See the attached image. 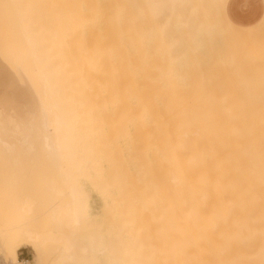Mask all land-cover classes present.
I'll list each match as a JSON object with an SVG mask.
<instances>
[{"label":"bare ground","instance_id":"bare-ground-1","mask_svg":"<svg viewBox=\"0 0 264 264\" xmlns=\"http://www.w3.org/2000/svg\"><path fill=\"white\" fill-rule=\"evenodd\" d=\"M16 2L14 0H1L0 5L5 10H17L21 14V12H24V5L23 7L17 6ZM15 7L18 8L16 9ZM20 7L22 10H19ZM15 13L16 12H14V14ZM27 16L25 14L23 16L24 18L20 17L18 19L19 21H17L18 35L22 41L21 45L26 54V61L31 67L30 70L34 76V82L37 85L38 92L36 93H38V99L35 97L37 99V101L35 100V102H37L35 107L34 104H30L34 109L31 108L32 110L30 109V111L25 109V111L23 108L24 113L20 111L22 114H19L24 116L25 113L27 114L30 112L29 116H32H30L31 119L29 121H27L28 118H25L28 123L24 121V119L23 121L24 123L26 122L25 129L27 130L24 134L32 136V138L31 136L29 137V140L31 138L30 141H33L31 142L32 145H30L33 146V149L31 147V152L33 153V156H35V163H37L39 168L36 184L39 185V188L43 187V185L44 187L45 185H50L49 190H51V195L49 196H51V198L49 197V200H54L55 202L53 201L50 203L44 201L46 197H48L44 196L45 199H42L43 202L37 209L36 213L29 214L31 210V205L29 203L30 198L27 196H19L20 199L17 201V203L19 202L18 206L15 202V206L11 205L13 202L10 205L14 208H16V206L18 208L22 207V210L21 208L15 209V211H17V209L19 212L21 211L20 213L18 211L17 214L13 213L14 209L12 207L11 210L10 208L9 210L4 209V206L0 208L2 215L0 216V264H122L118 259L119 257L115 255L119 252L120 260L125 264H128V261L123 260L126 259V256L130 257L128 259L129 264H140L141 262H145L144 257L146 258V256H142V254L147 253L148 250L144 248L148 246H146V243H149L144 241V236H141L143 234L141 231L145 232V230H142L138 224L139 220L137 213L143 215L141 217L142 221H146L147 219L145 218L152 219L149 216V211H147V209L150 210L152 208L150 207L149 209V207L146 206L148 203L151 205L155 203L157 206L156 209L159 208L158 210H160V213L156 210L160 214L158 216L159 219L154 217V220L159 221V224L158 221L156 222L157 225L155 224L157 227L159 225L158 229L156 227L154 228L157 229V234L155 235V230L150 231L151 234L154 233L152 239H158L156 242L153 241L157 245L155 246L153 242L150 243H153L156 247L157 258H159L158 260L161 259L160 261L162 264H264V105L236 104L235 102L234 104L229 102L231 104L220 103L219 105H200L201 103L198 104L200 101L197 100V102L194 98L193 100L197 103L193 102L192 104L190 102V105L180 103V105H178L179 102H182L183 100L179 99L178 96L180 94L177 95L178 98H174V77L175 75H179L174 73V43L176 42L174 41V30L163 38L157 29L148 28L147 45L145 48L141 47L140 43L134 36L132 18L128 12L130 31L129 55L131 59L137 60V62L130 64L129 69L136 71L137 78H139L138 82L141 86L139 97H132L131 104L129 105L130 109H127H129V111L132 109L138 110V118L135 116V119H138L140 125H138V127L141 128L136 130H141L140 132L142 133L143 131L142 134H144V136L137 134L140 138L144 137V140L136 137V134L135 136H132L133 139L137 138L136 141H142V147L138 146L137 148L141 149L137 152L141 153L142 151H150V154L153 153V156L150 155L153 159H150L152 158L150 157L148 160L155 161V163L153 162L152 167L154 173L153 171L152 173L154 176H159V180L155 176L158 183L156 181L154 182V176H152L153 179L152 177L147 178L150 177L148 175L145 177L146 179H149L147 182H150L151 179L153 186H151V190L153 188L156 189V186L158 187L155 193V198L154 196L152 198V195L154 194L153 192V194L149 193L151 196L146 194L152 198L150 199L149 197H146L145 193H147V191L144 192V187H148V184L150 187L151 183H144L146 179L142 177L146 175V170L151 167L152 163L150 162V167L147 165L148 168H144L146 169L145 171L141 170V166L148 163L145 162V164H143L146 158L144 155L147 152H142L143 156L140 155L144 158L142 162H140L138 157L136 160L134 159L136 156H139V154L136 153V156L134 155V158L132 157L135 161L131 160V158L129 160L127 159L128 163L129 161L130 163L128 164L129 166H125V159L122 161L118 159V162L114 160L120 155L119 150V154L116 152V148V150H107L106 146H109V144L106 146L105 144L111 142L110 140H108L107 143H105L106 140L104 142V139L99 141L105 143L102 145L105 146L104 149L107 151L102 150L107 152V154H111L110 152L113 153V151L116 152L114 154L115 156L117 154V156L113 160L116 161V164L123 163L126 167L125 169H122L124 166L121 165V168L117 165L119 169L121 168L120 170L113 166L115 162H112L111 158L114 157V154H111L113 156L110 158L104 154L102 150L103 153L101 154L104 156L98 154L100 152L99 149L95 150V152L97 151L98 153L93 152V146L96 147L98 144V142L96 143V138L98 140L101 136L103 137V135L100 136V134L96 133V145H94V143H92L94 141L90 140L92 134H90L91 136L88 135L91 132H88L91 130L88 129L89 126L93 127L95 125L92 129H95V127L99 128V124H94L95 122L93 123L92 120L89 122L91 125L87 123L89 121L88 117H90V115H88L89 109L90 107L93 109V106L84 102H82L83 104H80V99L79 103L77 105L75 104L71 91L64 88L62 78L56 72L57 70L52 64V58L50 59L52 53L55 52H48L46 50V55H44L42 43L36 39V34L31 31L28 26L30 19L27 18L30 17ZM141 16L145 24L149 25L151 21L150 14L144 10L142 11ZM226 20H224L227 27L226 29H228V32L233 36L229 38L226 37L228 39L235 38L236 41L234 42L236 50H234L236 52L238 50V58L240 54L239 51H241L240 48L243 49L246 48V46L250 48L249 46L252 44L253 47L251 48H254L256 51V47H261L263 45L260 32L264 29V14L259 22L249 26L240 25L228 17ZM224 23L222 22V24ZM239 40H242V42L240 41L241 44H239ZM231 42L232 40L230 43ZM234 42L230 47L234 46ZM243 44L245 47H242ZM48 45L49 47L51 46L50 43H48ZM230 50L233 51L231 48ZM232 51H230V53H232ZM258 53L260 52L258 51ZM235 54L236 53H233L234 56ZM242 54L244 53L242 52L241 55ZM233 55L232 57H234ZM183 56L180 57L182 58ZM177 57L180 58L179 56ZM213 57L214 56H212V58ZM228 57L230 58V56ZM237 57L235 56V58L231 59H234L236 62L238 60L239 62L241 60L240 58H247L245 56H240V58L236 60ZM244 60L241 61L243 62L242 64L240 62H234V65L237 64V68H239L240 65V68L242 66L241 69H243V66L245 65L244 62L246 63L247 61ZM177 61L179 62V60ZM182 61L184 60L182 59ZM253 61L254 60H252V62ZM259 63L261 64V62ZM234 65L232 66L233 68L236 66ZM248 66H250V64ZM255 66L252 65V67ZM213 67L211 70L214 72L216 70H214L215 68ZM216 67L217 70L221 72L220 69L225 66H219L218 64ZM218 67H220V69ZM245 67L247 66H244V72L247 69H245ZM200 68L201 67H199V69ZM203 69H201L202 74L207 75L203 73ZM224 69H226V67ZM231 69L232 68H230V70ZM224 71L225 70H223V72ZM234 71L236 70H233V72ZM250 71L248 70V74ZM193 72L190 71L191 74ZM233 72L231 75L234 74ZM236 72L234 75H236ZM220 74H222V72ZM220 74L217 73L216 76H220ZM239 74V77L246 78L245 74L244 76H240ZM223 75H225V73ZM194 76L191 75V77H193L192 79H194ZM232 77L234 76L232 75ZM252 77L253 76H251V78ZM22 78L23 77H21V79ZM219 78L222 81V75ZM186 80L187 79H185V81ZM241 80L236 81L240 84L239 86H241ZM217 81L215 83H217ZM226 81L229 86H232L229 79ZM227 82L225 84H227ZM248 82L246 81V83ZM223 83L224 81L220 84L224 85ZM198 85H200V82ZM258 85L261 86L260 84ZM189 86L191 88V84ZM224 86L219 87L222 89ZM28 89L31 90L32 88L28 87L27 90ZM203 89L205 90L206 86ZM207 89L205 90L206 92ZM226 89L222 90L226 92ZM246 90L247 89H244V91ZM190 91L187 93H190ZM203 91L199 92L202 94ZM212 92L213 91H211V93L207 92L206 96L207 94H212ZM237 92L239 91L237 90L236 93ZM27 93L26 99L32 97V95L30 96L29 93ZM182 93L186 92L182 91ZM226 93L229 94V92ZM236 93L234 95H236ZM230 94L232 95L228 96H233V98L236 97L233 95V92H230ZM189 95L190 94H188V96ZM200 96L199 93L198 99ZM203 96L204 95H202V97ZM216 96L217 97H213L214 101H217V98L220 99L218 94ZM222 96L223 95H221V98ZM226 96H224L225 99ZM242 96L243 94L241 93L240 97ZM256 97L257 96H255V100L258 98ZM210 98L212 99V97ZM230 98H228V101ZM243 98H245V96H243ZM261 98L263 99L264 97L262 96L260 99L258 98L260 100V102L258 101L259 103H261ZM34 99L32 97V100ZM177 99L181 101L178 102ZM195 99H197V97ZM176 101L178 103L175 104L174 102ZM210 101L208 103H210ZM35 102L33 101V103ZM75 107L81 109H78L79 111H77ZM25 108H27V106ZM91 110L90 113L92 112ZM133 112L134 115H136L135 113L137 112ZM91 114L94 116L93 112ZM100 115L101 111L100 114L98 113V116ZM22 116L20 119L23 118ZM6 117L7 119L11 118L9 115ZM85 117L88 119L87 122ZM128 118L131 119L130 116H128ZM81 119L85 120L84 124L85 122L89 124H85L87 126L86 132L85 130L82 131L83 128L80 126L79 121ZM92 119H94V117H92ZM97 119L94 120L97 123H102L104 120L108 122L107 119H104V116V120L97 121ZM122 123L125 124V121ZM100 126H107V123L106 125L100 124ZM107 128L108 127H106V131ZM98 130L102 133L100 128ZM101 130H103V128ZM95 132L98 131L95 130ZM95 132L93 131L91 133L94 134ZM109 134H107V136ZM131 135H129L127 139L129 140L130 138L131 140H129V143L133 144L136 141H132V137H130ZM128 140H126V142ZM126 142L124 141V143ZM139 143L140 141H138V145H140ZM100 144L101 143H99L98 146H100ZM120 144L123 143L120 142ZM132 144L129 153L125 150L127 149V146L124 148V144L122 145L125 152L128 154V157L133 156L136 152L135 149L137 150V148L133 149V145L134 147L137 145ZM0 145L8 150L10 149V144L2 140L0 141ZM111 145H113L112 142ZM80 146L84 147L81 151L79 148ZM104 146H101V148ZM108 148H110V146ZM130 152L133 154L130 155ZM133 161L137 167L133 164ZM138 161L141 166L140 164L138 166ZM103 163H106L105 165L108 164L107 172L104 171ZM154 165L157 167L155 168ZM136 168L138 171H135ZM140 171H142V173L145 172L141 179L139 177L141 183L144 181V186L138 188L135 176ZM156 172L157 174H155ZM148 173L150 175V171H148ZM105 174L107 176H104ZM139 174L137 176H141V174ZM137 176L136 178H138ZM6 179L9 180V175L6 176ZM103 182H106L107 186L109 185V188L113 187V193H107L108 187L106 188V185V192L104 190L97 191V189L96 192L100 194V197L103 199L102 201H105L110 197L109 199L113 198V200H119L126 205L123 206L127 209L125 211L126 215H123L127 216V219H125L127 223L126 226L124 224L123 231H126L125 235L127 236L124 237V240L122 241L123 243H121L123 245L126 244L124 246L118 241L119 238H116L115 241L113 240L115 236L120 234L116 233L117 235L115 234L113 239L111 238V235H114L116 232L112 230L119 228L122 222L118 223L117 228L112 226L115 225V223L112 224V221H110V223L112 222V227L108 226V223H105L107 215L106 210L103 209L104 211L101 212L99 216L92 211L93 205L91 206L92 196L90 189L100 187ZM140 182H138V185ZM97 185L100 186L97 187ZM154 185L156 186L154 187ZM101 187L103 188L104 185ZM42 190L45 191V188H42ZM99 190H101V188H99ZM143 192L146 202L148 201V203L144 202L145 199ZM6 200H10L11 202L13 199L7 198ZM6 200L4 201L5 203L7 202ZM16 200L17 198L15 201ZM119 201L117 203H119ZM21 202H23V206H21ZM47 203H50L51 205L49 204L50 206H48ZM142 204L145 205V211L147 213L140 208L143 206ZM8 205H6V207ZM138 209H140V211L142 209L143 211L140 212ZM151 212H153L152 209L150 213ZM13 214H15V216ZM151 215L154 214L152 213ZM121 220L125 222L124 218ZM152 222L155 221H147L148 224L146 223V226L152 227L154 225H151ZM151 227H149V229ZM148 234H146V236ZM157 235L158 237H156ZM120 236L122 237V235ZM116 242L118 245H116ZM22 245H30L32 247L33 256L31 260L20 261L17 258L16 248ZM152 246L153 245H151V248ZM50 247H52L53 252L52 250H49ZM118 247H123V249H118L119 252H116ZM47 251H51L50 256H47L49 253ZM122 251H124V258H122L123 256L121 257L123 254ZM154 261L152 260V262ZM155 262L154 264H157ZM161 262L159 264H161Z\"/></svg>","mask_w":264,"mask_h":264},{"label":"rangeland","instance_id":"rangeland-1","mask_svg":"<svg viewBox=\"0 0 264 264\" xmlns=\"http://www.w3.org/2000/svg\"><path fill=\"white\" fill-rule=\"evenodd\" d=\"M14 1L18 2V3L16 2L17 6L23 7V5H24V7H23L24 12H21V14H20V12H18L17 10L8 11V10L3 9V7L0 5L1 6L0 7V141L2 140L4 142L10 144L9 150L6 149L4 146L0 145V208L2 206H4L5 207L4 209H6V210H9V208L11 210L13 208L14 209L13 213L17 214V211L19 212L18 209H20V208H21V210L23 209L22 207H20V205H19L20 208L17 207L19 204V202L17 203V201H18V199H20L19 196H23V197L27 196L30 198L29 203L31 205L30 206L31 210H30L29 214H32L34 212L36 213L37 209L41 206V204L43 202L42 199H45L46 196H48V197H46V199L44 201L50 202V203L54 201V200L53 201L49 200L51 198V196H49V195H51V190H49L50 185H45V187H44V185H43V187H41V185H40L41 188H39V185L36 184V181L38 178V173H39V168H38L37 163H35V159H34L35 156H33V153L31 152V150L33 149V146H30V145H32L31 142H33V141H30L32 136L29 134L28 135L24 134L27 131L25 129L26 122L29 121L32 116L31 115H30L31 117L29 116L30 112L27 114L25 113L24 114L25 117L20 115V114L24 113L23 108H24V110L26 109L28 111H30L31 108L34 109V107L36 106V103H37V102H35V100L37 101V99H38L37 98L38 93H36V92H38L37 87H36L37 85L34 82V79H33L34 76L30 70L31 67L28 65V62L26 61V58H25L26 54L24 53V50H23L22 45H21L22 41L20 40V37L18 35L19 32H18V22L17 21H19L18 19L20 17H23L25 14H26V16L28 15L27 17H30V18L26 17L27 19H30L28 26H29L30 30L36 34V39L40 43H42V49L44 51V55H46V50L48 52H50V51L55 52V53L51 52L52 56H50V59L52 58L51 59L52 64L54 65V68L57 70L56 72L58 73V75L62 78L64 88L71 91V93H72L71 95L74 97L75 104L77 105L79 103V99H80V101H81L80 104L82 102H84V103H89L93 106V109L91 107L89 109V114H88V115H90V117H88L89 121H88L87 117H85L87 119L86 122L88 121L87 123H89L92 120L93 123L95 122L94 124H97V125L99 124L100 131H102V133L99 132L98 127H95V129H92V128H94L95 125L93 127L92 126L88 127V129H91L88 132H90V131L95 132V130L98 131V132H95L94 134L91 132L88 134L89 136H91L90 134H92V137L90 138V140H92L94 142H92V141L91 142L94 143V145H96L97 142H98V144L101 143L100 146H98V144H97L96 147L95 146H93L94 148L92 147L94 150L93 152L98 153L97 151L95 152V150L99 149L100 152L98 154L103 153L104 152L103 150H105L104 149L105 146L108 144H109L110 148H108L109 146H106L107 150L111 151V149L112 150L117 149L116 152H118V150H119L120 155H118L117 159H114L117 156V154H116V156L114 154L116 152H114V151H113V153L110 152L111 154H114L113 158H111L113 155H111L109 153L107 154V152H104V154H106L108 157H110L112 159V162H115L113 164V166L116 168H118L117 165H119L120 167H121V165L124 166L123 163L122 164L121 163L116 164V161L117 162L119 161L118 159H120L121 161L123 159H125L124 163L126 161L125 166H127L130 163V161L128 163L127 159L129 160L131 158V160H134V159L136 160L138 157V159H140V162H142V160L144 159L142 157L143 156L142 152H144V153L147 152L144 155V157H146V158L143 162V164H145V162H148L147 164H145L146 166L145 165L141 166L139 161L137 164H138V166L140 164L142 171L146 170V169H144L145 167L148 168L147 165H149V167H150V162L152 163V165L150 167L151 169L149 168L148 170H146V175H144L145 172L142 173V171H140L138 173L135 172V173H137V175L139 173L141 174V176L136 175L138 178H136V176H135V181L137 182L138 188L144 186V183H151V179H150V182H147V180L149 181V179H146L145 177L147 175L150 176L147 178H151L152 176H154V174H153L154 171L152 170V167H153V162L155 163V161L148 160L150 157L153 156V153L150 154V151H146V152L140 151L141 153L137 152V151H139V149H141V148H137V147L138 146L142 147V144H141L142 141L141 140H144V137L140 138V136H144V134H142L143 131L141 133L140 132L141 130L140 131L136 130L139 128L138 127L139 121H138V119L137 120L135 119L136 117L138 118V110L132 109L131 111H129V109H130L129 105L131 104L132 97L133 98L139 97L141 85L138 82L139 78H137L136 71L129 69L130 64L133 62H137V60L131 59L130 55H129L130 31H129V22H128V17H129L128 12L130 13V17L132 18V28L134 31V36H135L136 40L140 43L141 47L145 48L147 45L148 28L157 29V31L159 33H161L163 38H165L168 34H170L171 31L173 32V30H174V38H175L174 41H176L174 43V46H175L174 47V54H175V57H174L175 58L174 59V71L175 72L174 73L179 74L177 76L175 75V77H174V83H175L174 86L177 89L176 90L174 88V92L178 93V94L176 93V96L174 93V98L176 99L179 97V99H182L184 102H186V103H184L183 101L179 102L181 100L177 99V101L179 102L178 105H180V103L190 105V102L193 104V102L197 103L198 101H200L198 103V104L201 103L200 105H204V104L205 105H211V104L219 105L220 103L227 104L229 102H231L233 104L235 102L236 104L241 103V104H248V105H264V102H262V101H264V98L263 99L261 98L262 99L261 103H259L260 97H262V96L264 97V58H263L264 57V55H263L264 54V50H263L264 49V33H263L264 29H262V31L260 32L261 33L260 37L263 40V45L261 47H256L255 48V49H257L256 51L254 50V48H251L253 46H252V44L250 45L249 43L248 44L250 45L249 46L250 48H248V46H246V48H243V49L240 48L241 51L243 50L242 52L244 54L241 55L242 52L239 51L240 52L239 58H240V56H242V57L245 56L247 58H244L245 60L243 58H240L241 60L239 62L242 64L243 62H241V61L247 60L246 63L244 62V64H245L244 66H247V67H245V69L246 68L247 69L244 72V66H243V69H241L242 66L240 68V65H239V68H237L238 65L237 64H235L236 66L234 65V62L237 63L238 62L237 59H239L237 57L238 50H237V52L235 51L236 47H235L234 41H236V40H235V38L228 39L229 37H233V36H232V34H230V32H228L229 30L226 29L227 27L224 23L225 22L224 20H226L227 17L232 19L229 15V11H228L229 6H227V3H226L228 0H19L20 2L18 0H14ZM262 5L264 6L263 0H262ZM19 10H22L21 7L19 8ZM144 10L147 11L151 16V21H150L149 25L145 24V22L143 21V18L141 16L142 11H144ZM14 12H16V13L14 14ZM262 12L263 13H260V16L255 21V24L257 22H259V20L263 16L264 11H262ZM12 13H13V15H12ZM222 22L224 24H222ZM226 30L229 34L226 32ZM229 40L230 41L232 40V42L230 43ZM240 41L242 42V40H239V42ZM233 42H234V46L233 45L232 46L234 48L230 47ZM241 42L239 44H241ZM48 43H50V45H51L50 47H49ZM188 44H189V46H188ZM189 47H191V48H189ZM242 47H245L244 44ZM230 48L233 49V51L230 50ZM175 49H176V51H175ZM230 51H232V53H230ZM258 51L260 53H258ZM21 52H22V54H21ZM233 53H236L235 56L237 57L236 58L237 62L234 59H231V58H235ZM231 54L234 57H232ZM177 56H179V57L183 56L184 58L183 57L178 58ZM212 56H214V57L212 58ZM228 56H230V58ZM260 57L262 60L260 59ZM182 59L184 61H182ZM251 59L254 60L255 62L253 61L254 62L253 63ZM177 60H179V62ZM220 60H222V61H220ZM248 62H251V63H248ZM259 62H261V64ZM186 64H187V66H186ZM218 64H219V66H223V67L225 66L226 69H224L225 67L222 69L225 71L227 70V71L223 72V70L220 69V67H218L222 72V74H220L221 72L218 71L217 67H216V65H218ZM232 64L235 66V68L232 67L233 66ZM246 64H248V65L250 64V66H248ZM252 65H254V66L256 65V66L252 67ZM213 66H215V67H213ZM192 67H194L195 69ZM199 67H201V68L199 69ZM212 67L215 68L214 70H216V71L213 72L211 70ZM208 68H209V71H208ZM230 68H232L233 70H236V71H238V69H239L240 72L239 71L233 72V70L231 69L232 70L231 71ZM201 69H203L202 70V71H204L203 73H205L207 75L202 74ZM248 70L249 71L253 70V71H250L248 74ZM190 71H192V72L194 71L196 73L193 72L191 74ZM210 71H211V73H210ZM228 71H230V72H228ZM241 71H242V73L243 72L244 73L242 74ZM187 72H189V73H187ZM232 72L234 74L236 72L237 76L232 74L234 76V77H232V75H231ZM217 73H219L220 76L222 75V81H224L223 84L225 86L221 85L222 81L219 78L220 76H216ZM224 73H225V75H223ZM250 73H251V75H250ZM194 74H195V76H194ZM238 74L240 76H244V74H245L246 78L239 77ZM191 75L194 76V79H192L193 77H191ZM210 75H211V77H210ZM247 75H249V76H247ZM20 76L23 77L22 78L23 82H22V79ZM201 76H204V77H201ZM225 76H227V77H225ZM251 76H253V77L251 78ZM228 77H230V78H228ZM226 78L229 79L232 86L228 85V82L226 81L228 79H226ZM240 78L241 79L244 78L246 80H244V79L241 80ZM185 79H187V80L185 81ZM190 79H192L190 82L193 83V81H194L195 84L193 83V85H192V83L188 82ZM208 80H210V81H208ZM240 80L243 83L242 84L240 82L242 87L239 86L240 84H238V82H236V81H240ZM24 81H25V83H24ZM216 81H217V83H215ZM246 81L247 82L249 81V82L246 83ZM199 82H200V85H198ZM201 82H204L205 84L201 83ZM226 82H227V84H225ZM230 82H229V84H230ZM188 83L191 84V88L189 86L190 84H188ZM244 83H245V85H244ZM258 84H260L261 86H259ZM207 85H209V86H207ZM27 86L29 88H32L33 90L32 89L27 90V88H28ZM199 86H201L203 88L206 86V89L208 88L207 92L211 93V91H213L212 94H210V95L207 94V96H206V93H207L205 91L206 89L204 90L203 88H201ZM219 86H224V87H222V89H224V90L227 87L226 92H229V94H227L225 91H223ZM210 87L213 90H211ZM243 87H244V89H247L246 90L247 92L244 91ZM239 88H240V90H239ZM190 89H191V91H190ZM237 90L239 92L236 93ZM27 91H28L29 95H30V92L32 91L31 95H32L33 99L35 97L37 99L35 98L34 100H32V97H28L26 99ZM178 91H180V92H178ZM182 91L183 92L185 91L186 93L190 91V93H187V95H186V93H182ZM199 91H203L202 94ZM230 92H233V95L236 93V95H234V96H236V97H234L235 99L233 98V96L232 97L228 96V95H232V94H230ZM199 93L201 96L198 99ZM224 93H225V95H224ZM241 93L243 94V96H245V98H243V96L240 97ZM179 94L181 95L182 98L180 97ZM188 94H190V95L188 96ZM217 94H218V97L220 96L219 97L220 99L217 98V101L216 100L214 101L213 97H217L216 96ZM237 94H238V96H237ZM177 95H179V96L177 97ZM202 95H204V96L202 97ZM208 95H209V97H208ZM221 95H223L222 98H221ZM20 96L22 97V99ZM185 96H187V97H185ZM195 96L197 97V99H195L196 98ZM224 96H226V99L224 98ZM255 96H257L259 98L258 99L256 97L257 101L255 100ZM210 97H212V99ZM189 98H190V100H189ZM193 98L195 101H197V100L198 101L195 102L193 100ZM228 98H230L229 101H228ZM253 99H254V101H253ZM210 100H212V101H210ZM33 101L35 103H33ZM177 101L174 103L175 104L178 103ZM209 101H210V103H208ZM217 102H218V104H217ZM231 103H229V104H231ZM30 104H32V105L34 104V107L31 106ZM26 106H27V108H25ZM98 107L100 108V110ZM127 108H129V109H127ZM75 109L77 111H79L78 109H81V108L75 107ZM90 110L94 113V116H93V114H91L92 112L90 113ZM20 111L22 113H20ZM100 111H101V115L98 116V113L100 114ZM128 111H129V113H128ZM133 111L137 112V113H135L136 115H134ZM80 112H81V110H80ZM7 115L11 116L10 119L12 122L10 121V119H7V117H6ZM91 115H92V117H94V119H92ZM21 116L23 117L22 119H20ZM103 116H104V119H107L108 122H106V120L103 119ZM128 116H130L131 119L128 118ZM25 118L26 119L28 118V120L26 121ZM97 118H99V119H97ZM100 118H102V119H100ZM23 119H24V121H26L25 123H24ZM95 119H97V121L98 120H104V122L102 121V123L101 122L97 123L96 121H94ZM84 121L85 120L81 119L79 121V123H80V126L83 128V130H82V128L80 127L81 130L82 131L85 130V132H86V130H87L86 125H89V124L91 125V123L87 124L85 122V124H86L85 125ZM118 121H120V122H118ZM124 121H125V124L122 123ZM133 121H136V122H133ZM21 122H22V124L23 123L24 124L22 125ZM137 122H138V124H137ZM93 123H92V125H93ZM106 123H107V126H100V124L106 125ZM133 124H135V125H133ZM101 127L103 128V130H101L102 129ZM106 127H108L107 131H106ZM120 129H122V130H120ZM104 131H106V132H104ZM131 131H132V133H131ZM103 132L106 136L103 134ZM96 133L100 134V136L103 135V137H105V138H103L101 136V138L97 140ZM107 134H109V135L107 136ZM135 134H136V137H139L141 139V140H138V141H140V143H139L140 145H138V141H136L137 138L134 137L135 139H133V137H132L133 135L135 136ZM137 134H139V135L141 134V135L137 136ZM129 135H131L130 137H132L133 142L136 141L133 144L137 145L134 147V145L131 143L133 145V149L137 148V150L135 149L136 152L133 150L135 152V154L130 152V155L133 154V156H131V157H128L127 156L128 154L126 153V152L129 153V150L131 148V144L129 143V140H131V139L130 138H129V140L127 139V137ZM30 136H31V138L29 140ZM110 137H111V139H110ZM92 138H94V139H92ZM95 138H96V143H95ZM98 138H99V136H98ZM103 139H104V142L106 140L105 143H107V141L110 140L113 145H111V142H108L107 144H105L103 142L105 144V146L102 145L103 143L99 142V141H102ZM126 140H128V141L126 142ZM124 141L126 143H124ZM117 142H119V143H117ZM120 142L123 143L124 145L120 144ZM144 142H143V146H144ZM125 144H127V145H125ZM129 144H130V147H129ZM122 145L124 146V148H125V146H127V149H125L126 152H125L124 148L122 147ZM101 146H104V147L101 148ZM31 147H32V149H31ZM79 148H80V151L82 149H84L83 146H80ZM144 149H146V148H144ZM107 150H105V151H107ZM131 151H132V149H131ZM119 152H118V154H119ZM136 153H138L139 156H136ZM101 155L104 156L103 154H101ZM134 155L136 156V158H134ZM140 155H142V156H140ZM150 155H152V156H150ZM123 157H125V158H123ZM132 157L134 159H132ZM141 157H142V159H141ZM113 159L116 161H114ZM150 159H153V157ZM134 161H133V164L135 163ZM105 164L103 163V168L105 169L104 171L107 172L108 164L107 165H105ZM155 165H154V167H155ZM125 166H124V168H122V167L121 168L125 169L126 168ZM135 166H134V169H135ZM135 171H138L137 168ZM148 171H150V175H149ZM152 171H153V173H152ZM155 174H157V172ZM8 175H9V180L6 179V176H8ZM143 175H144V177H142ZM104 176H107V175L105 174ZM155 176L158 179L159 176L158 177H157V175H155ZM155 176H154V178H155ZM139 177H140V179H141V177L146 179L145 182L143 181L144 183L143 182L141 183ZM156 178H155L154 182L155 181L157 182ZM152 179H153V177H152ZM46 182H47V180H46ZM138 182H140L139 185H138ZM103 185H104V187H103L104 189L101 187ZM105 185H106V188L108 187L107 193L108 194L113 193V187L109 188V185L107 186L106 182H103L101 186L97 185V187L100 186L98 188L95 187V189H90V193L92 196L91 200L93 201V202L91 201V206L93 205L92 211H93V213H95L96 215L99 216L101 214V212L106 210L107 215H106L105 223L106 224L108 223V226H111V223L113 222L112 224L115 223V225H112V226L113 227L115 226L114 228H117L118 223L122 222V224L119 228H117L116 230H112V231H116V232L114 233V235H111L112 239L116 233L122 235V237H121L120 235L116 234L117 236H115L113 239L115 241L116 238L117 239L119 238L118 241L121 244V243H123L122 241L124 240V237L127 236V235H125L126 231H123V228H124L123 226H124V224L126 226V223H127V221L125 220V219H127L126 218L127 216H124V215H126L125 211L127 209H125L126 207H123L126 205H125V203H123L119 200H118L119 203H117L118 202L117 200L114 199L115 200L114 201L113 198L109 199L110 197L107 198L105 201H102L103 199L100 197V194L98 192H96V190L97 189H98L97 191L104 190L106 192ZM151 186H152V183L150 184V187L148 184L149 188L147 186L144 187V190H145L144 192L147 191V193H145V195L148 194L150 196H151V194L154 193L152 195V198H153V196L155 198V193H156V190L158 187L156 185H154V187L156 186V189L153 188L151 190ZM137 187H136V189L138 190ZM42 188L43 189L45 188V191L42 190ZM99 188H101V190H99ZM154 189H155V191H154ZM45 192L49 193V194H46ZM144 192H143V195H144ZM149 193H151V194H149ZM145 195H144V199H145L144 202H146ZM148 195H146V197H149ZM8 196H11V197H8ZM7 198H12L14 201L12 200L10 202V200L9 201L6 200ZM16 198H17V200L15 201ZM149 198H147V199H149ZM152 198H150V199H152ZM5 200L7 201L6 202L7 204L4 202ZM153 201H154V199H153ZM12 202H13V204H11ZM14 202H15V204H17V206H16V208H18L17 211H15L16 208L12 207V206H15ZM22 203L23 202H21V206H23ZM146 203H148V201ZM5 204L6 205L9 204V205L6 207ZM49 204H48V206L51 205V204L50 205ZM149 204L150 203H148L146 206L149 207V209H150V207H152L151 209L153 212H151V213H150L151 209L150 210L147 209V211H149L148 212L149 216L152 219L145 218L147 220L145 221L143 219L144 221H142L141 217L143 215L142 214L139 215L137 213L138 220H139L138 224L140 225V228L142 230H145V232L141 231L143 233V234L141 233L142 234L141 236H144L143 237L144 241L149 243V244H147L145 242L146 246L147 245L148 246L144 249H146L148 251L146 254H142V256L145 255L147 259L144 257L145 262H141L140 264H144V263L148 264L149 261H151V262H149V264L150 263L154 264L155 261H156L155 263L159 264L161 262L160 261L161 259L158 260L159 258H157V249L155 247L157 244L153 242V241L156 242V240H158V239H152L153 238L152 235L154 233L151 234L150 231L155 230L154 231L155 235L157 234L156 230L158 229L159 225H158V227L156 226L157 225L156 222L158 220L156 221L154 219L155 218L159 219L158 216L160 215L159 214L160 210H158L159 208L156 209L157 206L155 203L153 205H151V204L149 205ZM102 206H103V208H102ZM101 208H102V210H101ZM140 208H142L144 211L146 210L145 205L141 206ZM142 209H141V211H143ZM138 210L140 211V209H138ZM156 210H158L159 213ZM9 212L12 213L11 211H9ZM146 213H145V215H146ZM152 213L154 215H151ZM121 214L122 215L124 214L123 217ZM13 215L15 216V214H13ZM0 216H2L1 211H0ZM122 218H124L125 222L123 220H121ZM149 220L155 221V222L151 223V225L154 224L152 227L146 226L147 221L150 222ZM110 221H112V222L110 223ZM141 221L145 222V223H142ZM158 224H159V221H158ZM0 225H1V223H0ZM149 227H151L150 229H153V230H150ZM155 227L157 229H154ZM146 228H147V230H146ZM125 230H126V228H125ZM145 233L146 234L149 233L147 236L148 237L152 236V237L148 238ZM156 237H158V235ZM120 239H122V240H120ZM147 239H150V240H147ZM113 240H112V242L115 244V242ZM117 242H116V245H118ZM150 242H153L155 244V246L153 243H150ZM121 245L124 246L126 244H124V245L121 244ZM151 245H153L152 248H151ZM113 246H115V245H113ZM120 247L117 248L116 252H119L118 249H123V247L122 248H120ZM153 248H154L155 252L153 251ZM49 250H52V247H50ZM16 252H17V258L20 261H22V260L29 261L32 259L33 250H32V247L30 245L19 246L16 248ZM47 252H49L47 254V256H50L51 251H47ZM52 252H53V250H52ZM119 253H117L115 255H117L119 257L118 259L122 264H125L124 262H122V260H120ZM122 253L123 254L121 255V257L124 255V251H122ZM144 253H145V251H144ZM124 257L125 256H123L122 258H124ZM127 257L128 256H126L125 257L126 259H123V260L128 261V264H129L128 259L130 257H128V258ZM149 257L151 259L153 258L152 260L153 261L155 260V261L152 262V260ZM161 264H162V262H161Z\"/></svg>","mask_w":264,"mask_h":264},{"label":"crops","instance_id":"crops-1","mask_svg":"<svg viewBox=\"0 0 264 264\" xmlns=\"http://www.w3.org/2000/svg\"><path fill=\"white\" fill-rule=\"evenodd\" d=\"M226 3L230 17L244 26L254 24L264 9L262 0H228Z\"/></svg>","mask_w":264,"mask_h":264}]
</instances>
